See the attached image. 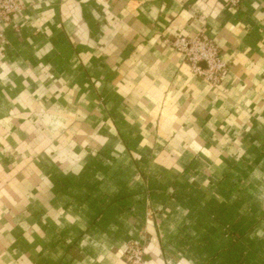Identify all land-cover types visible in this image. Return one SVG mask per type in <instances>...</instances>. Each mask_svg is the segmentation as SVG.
Masks as SVG:
<instances>
[{"label": "crops", "instance_id": "crops-1", "mask_svg": "<svg viewBox=\"0 0 264 264\" xmlns=\"http://www.w3.org/2000/svg\"><path fill=\"white\" fill-rule=\"evenodd\" d=\"M0 21V264H264V0H18ZM204 29L212 85L165 40Z\"/></svg>", "mask_w": 264, "mask_h": 264}, {"label": "built area", "instance_id": "built-area-1", "mask_svg": "<svg viewBox=\"0 0 264 264\" xmlns=\"http://www.w3.org/2000/svg\"><path fill=\"white\" fill-rule=\"evenodd\" d=\"M240 1L227 0V3L237 7ZM20 7L18 0H0V21L8 22ZM0 39H4L1 28ZM165 41L183 54L193 74L208 83L217 85L226 76L228 66L220 56L219 47L204 29L191 37L178 35ZM124 255L127 264H144V248L138 240L127 242Z\"/></svg>", "mask_w": 264, "mask_h": 264}]
</instances>
